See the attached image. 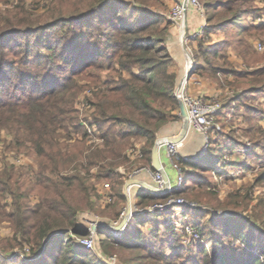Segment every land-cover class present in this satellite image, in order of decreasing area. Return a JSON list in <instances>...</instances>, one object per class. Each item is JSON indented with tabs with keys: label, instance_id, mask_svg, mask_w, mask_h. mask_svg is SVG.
Instances as JSON below:
<instances>
[{
	"label": "rangeland",
	"instance_id": "rangeland-1",
	"mask_svg": "<svg viewBox=\"0 0 264 264\" xmlns=\"http://www.w3.org/2000/svg\"><path fill=\"white\" fill-rule=\"evenodd\" d=\"M114 1L112 6L101 9L103 17L107 15L115 21L128 22L132 21L128 16L134 15L135 12L140 14V18L146 17L142 12L149 13L147 17L150 20V29L143 33L164 37L165 42L162 43L172 57L168 71L173 72L180 80L190 64L189 59H192V71L194 62H197L200 67H197L195 72L205 80L209 97L215 98L220 106L215 114L214 128L207 133L206 138L200 133L192 132L187 119L186 131L176 153L168 155L163 143L158 145V154L160 149L166 173L161 163L151 161L154 143L164 137L178 136L185 125L178 104L173 107L172 102L167 99L157 100L156 103H161L162 109L171 116L159 127L152 141H148L145 136L129 137L124 161L117 166V172L122 178L121 186L105 178L95 177L98 172L96 167L90 169L87 173L93 186L88 196L90 204L78 210L77 216L78 222L84 225L89 233L80 237L69 230L68 234L79 244V239L92 236L93 247L89 248L90 252L105 263L110 259L113 264H204L207 258L214 259L220 252L230 256V264L251 263L248 252L255 254L257 249L264 245V70L256 71L264 68V48H256L257 43L264 45V0H229L227 5L222 6H217V0H198L202 12L194 6H186L181 25L176 24L169 15L174 0ZM89 3L90 0H0V61L4 59L10 65L0 76V100L18 102L31 95L37 97L42 85H54L55 81L62 84L64 80L60 76L71 73L69 68H63V64H59L62 63L60 61L57 64L47 63L44 56L47 50L44 47L38 52L32 47L33 60H28L30 66L25 67L22 54L13 53L6 47L16 43V40L23 46L25 40L33 36L6 35L5 31L9 25L16 24V21L28 16L44 21L50 19L51 12L57 9L62 13L75 15L83 12L81 9ZM114 8L118 10L117 13ZM239 10L242 12L235 21L249 23V28L241 32H225L218 27L210 30L224 18L240 12ZM94 18L95 15L86 14L77 18L69 27L57 24L40 33L44 34V39H53L63 34L67 40L74 39L83 43L88 39L86 29L89 23H95ZM206 18L209 19L208 22ZM191 19L199 22L194 25L195 30L189 28ZM205 28L209 31L207 34L203 33ZM73 30L83 31L80 32L82 35L76 37ZM225 35L227 40L218 45ZM101 51L93 64L74 75V80L83 86L82 90L75 94L76 97L67 95L69 99L72 96L74 98L70 106L73 110L69 112L73 123L58 129L57 133L61 135L59 141L67 143L71 150L75 146L76 138H81V134L76 132L74 127L77 123L88 133L86 144L101 147L102 139L98 138L97 125H91L93 109L87 104L91 89L95 88L94 82H106L111 86L116 85L118 77L130 80L132 75L140 73L136 65L130 70H119L115 60L107 57L108 53L103 49ZM178 57H181L179 60L182 61L181 70L176 62ZM19 73L21 74L18 78L16 74ZM49 79L55 83L48 82ZM32 85L38 90H32ZM110 124L115 130L128 127L123 123ZM65 144L61 146L62 150ZM30 147L29 142L20 145L6 128L1 127L0 171L14 166L16 171H26L29 165L37 170L39 159ZM15 157H19L20 162H13L12 158ZM212 161H216V165L209 167ZM142 169H145L152 179V182L145 184L146 188H154L152 173L156 171L163 170L167 182H164L165 189L161 195L151 196L142 204H138L139 197H136L133 186L144 185L133 182L125 187L124 183L129 179H137L135 176ZM71 172L73 171L68 170L67 174ZM177 175L181 177L180 185H176ZM28 182V175L25 173L18 185V193L25 197L22 198V203L33 207L40 201L42 191L39 188L28 189ZM119 192L122 196H119ZM176 197L186 201L179 212L173 207L150 209L154 203H164ZM71 199L83 204L77 191ZM127 199L131 206L129 215ZM11 200L12 194L9 192L0 196V264H53L49 256H46L48 251L57 248L52 241L46 244L47 247L41 255H32L26 242L17 246L16 243L21 238L19 234H14L13 226L6 215L11 210ZM226 210H231L234 214L224 215ZM135 216L140 217V220L132 224ZM153 216L159 221L157 231L152 222ZM126 217L127 222L118 229L120 234H112V227L123 223ZM188 223L192 230L186 229ZM128 224L131 225L130 230H127L129 233L132 228L135 229L130 238L125 234ZM101 229L107 231L98 234L97 231ZM239 230L256 238L255 247L247 248V253L242 252L246 246L235 237ZM209 232L213 233V237L206 235ZM98 237H107L109 240L100 241ZM111 239H117L118 242ZM120 240H123V244L119 243ZM132 241L142 245H124ZM170 244L175 246L173 252L169 248ZM204 248L206 254H203ZM151 251L152 254H148Z\"/></svg>",
	"mask_w": 264,
	"mask_h": 264
},
{
	"label": "trees",
	"instance_id": "trees-1",
	"mask_svg": "<svg viewBox=\"0 0 264 264\" xmlns=\"http://www.w3.org/2000/svg\"><path fill=\"white\" fill-rule=\"evenodd\" d=\"M114 2V0H90V3L81 9L83 10L81 13L65 14L57 9L51 12L50 19L44 21L34 20L28 16L26 19L16 21V24L11 23L5 31L6 35L32 34L33 37L27 38L23 46L16 40V43L6 47V49L9 47L13 53L22 54L25 67L30 66L28 60H33V57L31 58L32 47L37 52L44 47L47 50L44 55L47 63L57 64L60 61L62 63L59 64H63V68H69L71 71L68 75L60 76L64 80L62 84L49 79L48 82L55 84L47 87L42 85L39 90L32 85V90L40 91L37 97L31 95L18 102L0 100V128H6L20 145L29 142L32 152L39 159L37 170L29 165L26 171H16L15 166L0 171V196L6 192L12 194L11 210L6 213L7 220L13 226L14 234H19L21 238L16 243L17 246L26 242L30 246L28 247L32 255H41L51 241L57 245L55 250H50L46 254L53 264H106L103 259L94 256L90 249L84 248L76 242L72 235L68 234L69 230L80 237L89 233V230L77 220L78 210L90 204L88 196L93 186L87 173L92 167H96L98 172L95 177L105 178L121 186L122 178L117 172V166L124 161L129 137L132 135L145 136L148 141H152L159 127L171 116L162 109L161 103H156L157 100L167 99L172 102L173 107H177L176 104H178L173 92L179 79L173 72L168 71V64L172 57L162 43L165 39L160 35L143 33L150 29L148 23L150 20L147 17L150 14L141 11L146 17L140 18V14L137 15L135 12L134 15L128 16V19L132 20L128 22L115 21L107 15L103 17L101 9L112 6ZM227 3L229 0L216 1L217 6L227 5ZM114 10L117 9L114 8ZM228 10L231 9L228 7ZM241 12L224 18L210 30L218 27L225 32L228 30L244 31L251 25L235 21ZM86 14L95 15L93 19L95 23H89L86 29L88 39L83 43L76 42L74 39L73 41L67 40L63 34L53 39H44V34L40 33L57 24L69 27L77 18ZM116 16L118 17V14ZM205 20L209 21L208 18ZM80 32L83 31L74 32L73 30V35L78 37L82 35ZM208 32L206 28L203 30L204 34ZM226 40L225 35L223 41L217 44ZM101 49L108 53L107 57L115 60L119 70H130L133 65H136L140 73L132 75L130 80L118 77L116 85L111 86L106 82H94L95 88L91 89L87 104L93 109L91 125H97L98 138L102 139L101 147L87 145L88 133L81 124L77 123L74 127L76 132L81 134V138H76L75 146L71 150L67 143L59 141L61 135L57 132L58 129L66 128L68 124L73 123L69 115V112L73 110L70 106L74 99L73 96L83 88L74 80V75H78L84 68L93 64L100 56ZM197 67L200 65L194 62L193 72ZM6 68H10V65L3 59L0 61V76ZM63 68L59 67V69ZM258 70L263 71L264 68L256 71ZM20 74H16V77L19 78ZM238 76L242 78L241 75ZM67 95L73 96L69 99ZM23 96H25L24 92ZM110 123H123L128 127L115 130ZM64 144L65 148L62 150L61 146ZM189 163L192 162L189 161ZM215 165L216 161H212L209 167ZM68 170L73 172L67 174ZM25 173L29 180L27 188L30 190L39 188L42 191L40 201L35 203V207L22 203L21 200L25 197L18 193V185ZM75 191L81 196L80 200H83V204L72 201L71 198ZM118 194L122 196L120 192ZM137 194L138 204H142L152 196L141 190ZM155 216L152 217L154 218L152 222L157 231L159 221ZM135 217L132 224L140 220V217ZM32 218L35 219L32 220ZM130 228L129 224L125 227L127 238H130L135 230L132 228L129 233L127 230ZM106 231L101 229L97 232L100 234ZM206 235L213 237L212 232ZM14 237L17 239L16 235ZM235 237L246 246V249L242 250L243 253H247V248H253L257 243L256 238L240 230ZM98 238L100 241L109 240L107 237ZM111 240L118 242L117 239ZM122 241L120 240L119 243ZM132 242L124 245H142L136 241ZM169 248L171 252L175 250L173 244H170ZM151 249L153 250V247ZM202 251L206 254L205 248ZM148 254H152V251ZM248 254L251 262L249 264H264V245L258 248L255 254L250 252ZM228 259H230L229 255L220 252L214 259L208 260L207 258L204 264H230Z\"/></svg>",
	"mask_w": 264,
	"mask_h": 264
},
{
	"label": "built area",
	"instance_id": "built-area-1",
	"mask_svg": "<svg viewBox=\"0 0 264 264\" xmlns=\"http://www.w3.org/2000/svg\"><path fill=\"white\" fill-rule=\"evenodd\" d=\"M187 4L186 6H194L197 10H200L202 12V7L198 0H186ZM184 0H174L173 4L170 7L169 15L173 21L176 22V24L181 25L183 20V14H184V6H183ZM256 48L259 50H262L264 48V45L262 43H257ZM182 101L184 103L187 118L190 122V125L192 129L200 134H202L205 138L207 136V133L214 128L215 125V114L217 110L219 109V102L212 97L203 95V94H188L185 91L182 94ZM89 130V128H87ZM163 145L165 146L166 152L169 154H173L177 152L178 143H168L164 142ZM19 157L12 158L13 162H20ZM152 178L155 182L154 191L144 187V190L154 195H161L164 192V178L163 174L160 171H156L152 173ZM181 183V177L180 175L176 176V185H180ZM186 204V201L181 197L171 198L168 201L164 203H154L150 209L151 210H162L166 207H173L176 212H179L182 209V206ZM186 229L192 230L193 228L191 225L186 226ZM117 231L118 233L121 232L119 230H112L110 231L114 235H118V233H114ZM81 244L84 248H92L93 247V240L92 236L83 237L82 239H79ZM28 248V247H27ZM114 260V258L112 257ZM106 264H113V261L109 259Z\"/></svg>",
	"mask_w": 264,
	"mask_h": 264
},
{
	"label": "water",
	"instance_id": "water-1",
	"mask_svg": "<svg viewBox=\"0 0 264 264\" xmlns=\"http://www.w3.org/2000/svg\"><path fill=\"white\" fill-rule=\"evenodd\" d=\"M186 4H187V2H186V0H184V3H183L184 8L186 7ZM185 29H186V27H185ZM189 62H190V64H188L187 68L184 71L183 76L181 77V79L177 83V85H176V87L174 89V92H173V94H174V96H175V98L177 100L179 111H180V114H181V117H182V120L184 122L185 127L180 132V134L178 136H176V137H164V138H162L160 140L158 139V140L155 141L153 149H152V162L158 163V157H157L158 156V145H161L164 142H168V143L177 142L180 145L182 137L185 134L186 127H187V119L188 118H187V113H186V109H185L184 103L182 101V94L184 92V87H185L186 80L188 79V77L190 76V74L192 72V65H193L192 59H189ZM160 171L163 174L164 180L166 181L167 180L166 174L164 173L163 170H160ZM133 182H137V180L136 179H129V180H127L124 183V186L127 187L128 184L133 183ZM150 190L154 191V188L150 189ZM126 207H127V215H129L131 213V206H130L129 199H127ZM223 213H224V215L234 214V212L231 211V210H226ZM122 222L123 223H121L120 225L114 226L112 228L114 230H118L120 228V226L122 227L127 222V217ZM92 228H94V226H92Z\"/></svg>",
	"mask_w": 264,
	"mask_h": 264
},
{
	"label": "crops",
	"instance_id": "crops-1",
	"mask_svg": "<svg viewBox=\"0 0 264 264\" xmlns=\"http://www.w3.org/2000/svg\"><path fill=\"white\" fill-rule=\"evenodd\" d=\"M180 1H183V0H180ZM189 10V12H190V9H188ZM196 23H199L197 20H193V19H191V22L189 23V28H192V29H194L195 30V27H194V25L196 24ZM198 26V25H197ZM181 58V57H180ZM179 57H178V61H176L177 62V64H178V67L180 68V70H181V60H179L180 59ZM185 71V70H184ZM184 91L186 92V93H188V94H192V95H194V94H203V95H206V96H210L209 95V89H208V87L206 86V83H205V80H202L201 79V77H199L198 76V74L196 73V72H191V74H190V76L188 77V79L186 80V83H185V87H184ZM192 132H194V133H196V131H194V130H192ZM198 133V132H197ZM161 147V146H160ZM165 147V146H164ZM158 162H159V164L161 163L162 165H163V163H162V159H161V156H160V149H159V154H158ZM151 161H152V158H151ZM163 167H164V165H163ZM164 169H165V167H164ZM165 172L167 173V171H166V169H165ZM137 179V182H138V184H142V185H144V186H142V187H140V185L138 186V185H136V184H134V186H133V191L135 192V194H136V197H138L137 195V193L141 190V191H143L144 193H147L145 190H144V187H145V184H149L150 182H152V179H151V177H150V175L148 174V172L145 170V169H142V170H140L137 174H136V176H135ZM147 194H149V193H147Z\"/></svg>",
	"mask_w": 264,
	"mask_h": 264
},
{
	"label": "bare ground",
	"instance_id": "bare-ground-1",
	"mask_svg": "<svg viewBox=\"0 0 264 264\" xmlns=\"http://www.w3.org/2000/svg\"><path fill=\"white\" fill-rule=\"evenodd\" d=\"M114 233H116V234H117L118 232H117V231H115ZM119 234H120V233H119Z\"/></svg>",
	"mask_w": 264,
	"mask_h": 264
}]
</instances>
